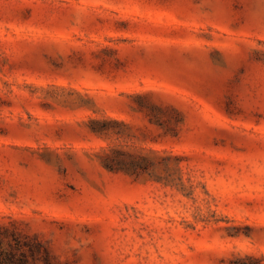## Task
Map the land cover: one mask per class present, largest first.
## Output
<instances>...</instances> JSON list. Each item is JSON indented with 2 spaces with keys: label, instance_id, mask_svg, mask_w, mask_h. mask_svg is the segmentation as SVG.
I'll return each mask as SVG.
<instances>
[{
  "label": "rangeland",
  "instance_id": "obj_1",
  "mask_svg": "<svg viewBox=\"0 0 264 264\" xmlns=\"http://www.w3.org/2000/svg\"><path fill=\"white\" fill-rule=\"evenodd\" d=\"M0 255L264 264V0H0Z\"/></svg>",
  "mask_w": 264,
  "mask_h": 264
},
{
  "label": "trees",
  "instance_id": "obj_2",
  "mask_svg": "<svg viewBox=\"0 0 264 264\" xmlns=\"http://www.w3.org/2000/svg\"><path fill=\"white\" fill-rule=\"evenodd\" d=\"M0 264H16V263H14V261L11 258H9V256L0 255ZM17 264H25V259L23 257H20L19 263Z\"/></svg>",
  "mask_w": 264,
  "mask_h": 264
}]
</instances>
